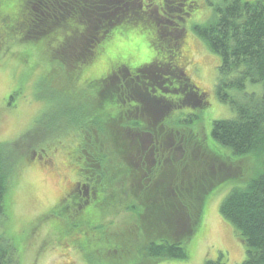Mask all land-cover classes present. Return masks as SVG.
I'll list each match as a JSON object with an SVG mask.
<instances>
[{"label": "rangeland", "instance_id": "rangeland-1", "mask_svg": "<svg viewBox=\"0 0 264 264\" xmlns=\"http://www.w3.org/2000/svg\"><path fill=\"white\" fill-rule=\"evenodd\" d=\"M193 1L198 7L192 8L184 19L178 15L173 18L184 23L185 28L182 51L187 65L182 61L186 67L183 71L206 92L209 105L200 110L199 119L190 124L182 125L181 121L194 113L191 108L175 110L166 118L165 123L184 130L186 136L180 140L183 145L178 146L180 142L175 134L159 129L166 150H173L164 164L156 159L157 152L153 148L158 147L148 143V138L142 151L126 146L124 169L111 174L104 171L101 156L89 151L93 143L82 144L84 127V140L89 141V134L97 132L87 117L90 116L88 111L97 106L95 99L100 86L92 88V93L80 90L84 89L82 85L88 75L105 71L107 63L117 55L128 58L136 67L153 59L154 51L147 43L152 34L141 32L139 28L123 27L124 32L119 31L86 66L79 64L71 69L53 52L60 41L50 40V36L29 41L21 32L11 33L8 25L0 26V51H3L0 53V142H6L13 166L4 200L8 216L4 230L18 250L19 264H124L131 257L129 254L136 252L135 247L145 254L149 243L159 241L158 237L182 238L191 226L184 208L197 203L200 221L192 236L183 243L188 257L157 262L153 259L146 264H204L206 260L220 257L225 264L245 260L246 248L233 226L222 217L220 205L234 187L243 186L245 179L258 175L260 166H264V156L241 158L212 136L213 121L232 118L235 113L216 93L221 57L208 48L195 26L213 24L220 14L217 8L225 6L228 0ZM73 76H76L75 81ZM254 87L261 89V85ZM103 96L106 97L100 94ZM91 97L95 106H91ZM85 99L90 104L83 103ZM107 104L122 111L130 104L135 105L126 101L119 103L114 97ZM118 129L117 125L111 126L110 131L106 128L112 136L118 134ZM103 140V135H99L97 145ZM42 142L49 144L50 156H53L31 163L34 149L48 145ZM24 160L29 162H22ZM156 167L159 170H155ZM153 173L156 178L152 179L156 182L150 189L145 185ZM93 177L101 179L97 186ZM68 188L71 190L68 200L63 201L64 204L58 202ZM101 188L110 193L103 201L96 198ZM88 199L90 206L85 205ZM168 203H172V208L166 214L168 218L165 216L164 226L173 228L163 236H156L151 230L159 221L155 217L153 224H148L143 210L148 205L160 207ZM57 205L61 206L59 210L55 209ZM85 210L98 223L87 230L81 221ZM172 213L175 219L178 217L177 224L170 221ZM47 238L53 244L39 251L38 244ZM92 238L98 241H91ZM68 240L71 244L78 242L84 249L72 248Z\"/></svg>", "mask_w": 264, "mask_h": 264}, {"label": "trees", "instance_id": "trees-1", "mask_svg": "<svg viewBox=\"0 0 264 264\" xmlns=\"http://www.w3.org/2000/svg\"><path fill=\"white\" fill-rule=\"evenodd\" d=\"M157 2L160 1L0 0L2 28L3 25H8L11 33L21 32L24 39L29 41H38L48 36L50 40L60 41L53 52L57 53L59 61L71 69H76L79 64L86 66L119 31L124 32L123 27L139 28L141 32L152 34L146 40L155 55L149 62L136 67L129 63L128 58L117 55L110 61L111 65L107 63L105 71L90 74L83 80L84 89L80 92H91L92 88L98 86L100 88L95 99L97 106L88 111L90 116L87 117L94 123L97 132L89 134V141L84 140V127L81 130V143H93L89 151L101 156L102 166L108 174L124 169L126 146L142 151L143 143L147 144L148 138V143L158 147L153 148L157 152L156 159L164 164L173 150H166L159 129L175 134L176 140L180 142L178 146L183 145L180 140L186 136L184 130L165 123L166 118L175 110L191 108L194 113L188 114L181 121L182 125L190 124L199 119V111L209 105L206 92L183 71L187 65L182 51L185 28L184 23L173 18L178 15L184 19L198 5L193 0H161L158 3L160 7H157ZM217 10L220 14L213 24L207 27L195 26V30L208 48L221 57L216 93L235 114L229 119L214 120L212 136L241 158L261 157L264 156V0H228L225 6H219ZM2 52L1 50L0 53ZM81 69L85 71V68ZM75 78L73 76L72 79L75 81ZM256 85H261V89L255 88ZM100 94L106 97H100ZM112 97L119 103L126 101L135 105L130 104L122 111L113 104H107ZM90 100L91 106H95L94 99L91 97ZM83 103L90 104V101L85 99ZM70 110L73 111V108ZM113 125L119 127L118 134L114 136L106 130L110 131ZM99 135H103L104 140L98 146ZM5 144L6 142H0V264H19L18 250L4 230L8 218L4 200L13 169L10 162L12 155ZM260 167L255 178L245 179L243 186L234 187L227 192L228 195L220 205L222 217L233 226L246 248V258L238 264H264V166ZM156 169L159 170L158 167ZM236 176L240 178L239 174ZM99 177H93L94 186L100 183ZM153 177L155 173L145 185L150 189H153L156 182ZM109 194L102 189L96 193V198L103 201ZM60 205L55 209L59 210ZM137 206L142 208L139 204ZM197 206L198 203L184 208L189 214L191 226L182 238L177 240L172 237L176 240H169L167 236L158 237L159 241L149 243L145 254L135 247V253H128L131 257L127 262L138 264L142 261V264H146L153 262V259L156 262L186 259L188 256L183 243L192 236L200 221ZM171 208L172 203L160 207H156V204L148 205L144 208L143 214L148 217V224H153L155 217L159 221L151 230L156 236H163L172 230L173 226H164L165 216L168 218L166 214L171 212ZM89 214H83L85 229L89 227V221L98 225L92 214L91 217ZM171 217L169 220L177 224L178 217L175 219L174 213L169 215ZM85 229L82 227V233L86 232ZM93 240L98 241L92 238L91 241ZM70 246L81 249L78 242H73ZM204 264L225 263L220 257L206 260Z\"/></svg>", "mask_w": 264, "mask_h": 264}, {"label": "flooded vegetation", "instance_id": "flooded-vegetation-1", "mask_svg": "<svg viewBox=\"0 0 264 264\" xmlns=\"http://www.w3.org/2000/svg\"><path fill=\"white\" fill-rule=\"evenodd\" d=\"M42 143H46V144H48L47 142H42ZM49 149H50V147H49V144L48 145H41V146H39V148H37V149H34V154H33V156L30 158V160L32 159V161H30L31 163H34V162H37V163H40L41 161H42V159L41 158H43L44 159V157H49L50 156V153H51V151L49 152ZM56 149H57V147H56ZM54 150V149H53ZM49 153V154H48ZM55 153V152H54ZM39 156H41V157H39ZM53 156V154L50 156V159H51V157ZM22 162H24V163H28L29 162V160L27 161V160H24V161H22ZM21 162V163H22ZM85 166V165H84ZM83 166V167H84ZM83 170L85 171L86 169H85V167L83 168ZM84 174V173H83ZM76 184H77V182H76ZM81 184H83V183H81ZM88 187V186H87ZM86 192H88V189H86ZM71 193V190L68 188V190L66 189V191L64 192V194L62 195V197L59 199V201L58 202H62V203H64L63 201H67L68 200V198H67V196L69 195ZM90 195H91V192L89 193V197H90ZM87 197V196H86ZM91 205V200L90 199H88V200H86L85 201V205ZM84 206V205H83ZM85 213H87L88 214V210H85L84 212H83V214H85ZM89 216H90V214H89ZM91 217V216H90ZM82 218H83V216H82ZM81 221L84 223V219H81ZM85 225V224H84ZM86 226V225H85ZM88 228H92L93 226H94V224H92L90 221H89V224H88ZM87 230V229H86ZM38 232V231H37ZM41 243V245H39L38 244V250L39 251H41L42 249H45V248H49L50 247V245L51 244H53V242L52 243H50V238H47V241L46 240H43L42 239V241L40 242ZM71 244V243H70ZM44 247V248H43Z\"/></svg>", "mask_w": 264, "mask_h": 264}]
</instances>
